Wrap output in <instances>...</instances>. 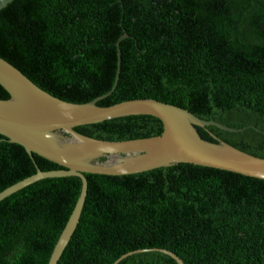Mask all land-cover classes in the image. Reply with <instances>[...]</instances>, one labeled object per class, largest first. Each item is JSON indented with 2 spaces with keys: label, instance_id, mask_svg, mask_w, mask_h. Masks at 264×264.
<instances>
[{
  "label": "trees",
  "instance_id": "16d2710c",
  "mask_svg": "<svg viewBox=\"0 0 264 264\" xmlns=\"http://www.w3.org/2000/svg\"><path fill=\"white\" fill-rule=\"evenodd\" d=\"M0 58L67 103L149 99L241 129L205 127L264 159V0H12L0 10ZM73 131L118 142L159 136L162 125L130 116ZM35 168L60 169L0 136V192ZM85 178L78 223L56 264H112L147 247L182 264H264V181L188 164ZM79 189L75 177L51 178L2 200L0 264H47ZM118 264L175 263L146 252Z\"/></svg>",
  "mask_w": 264,
  "mask_h": 264
},
{
  "label": "water",
  "instance_id": "95a60500",
  "mask_svg": "<svg viewBox=\"0 0 264 264\" xmlns=\"http://www.w3.org/2000/svg\"><path fill=\"white\" fill-rule=\"evenodd\" d=\"M11 1L0 0V10ZM125 37L123 35L119 40ZM116 54L115 83L120 66L117 44ZM0 87L8 95V99L0 100V136L7 143L21 147L30 160L35 155L60 167L59 170L46 172L35 168L33 175L1 191L0 202L40 180L75 177L80 181L78 197L47 264H56L78 223L86 195L85 175L117 177L188 164L264 181V159L221 143L205 131L207 126L228 132H240L241 129L202 121L183 109L149 99L130 100L109 107L96 106V102L106 96L85 104L67 103L37 88L1 58ZM130 116H149L159 120L161 134L145 139L110 142L73 131L76 127ZM195 127L201 128L211 141L201 140ZM146 252L160 253L175 264H182L171 252L149 247L128 251L112 264Z\"/></svg>",
  "mask_w": 264,
  "mask_h": 264
}]
</instances>
